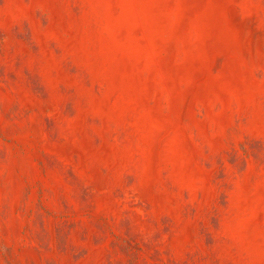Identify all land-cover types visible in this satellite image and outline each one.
<instances>
[{
    "label": "rangeland",
    "instance_id": "obj_1",
    "mask_svg": "<svg viewBox=\"0 0 264 264\" xmlns=\"http://www.w3.org/2000/svg\"><path fill=\"white\" fill-rule=\"evenodd\" d=\"M0 264H264V0H0Z\"/></svg>",
    "mask_w": 264,
    "mask_h": 264
}]
</instances>
